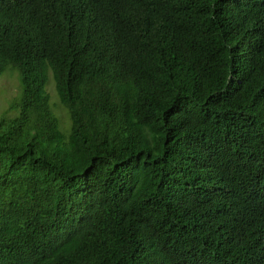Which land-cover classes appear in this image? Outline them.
<instances>
[{
  "label": "trees",
  "instance_id": "obj_1",
  "mask_svg": "<svg viewBox=\"0 0 264 264\" xmlns=\"http://www.w3.org/2000/svg\"><path fill=\"white\" fill-rule=\"evenodd\" d=\"M5 72L0 264H264V0H0Z\"/></svg>",
  "mask_w": 264,
  "mask_h": 264
},
{
  "label": "rangeland",
  "instance_id": "obj_2",
  "mask_svg": "<svg viewBox=\"0 0 264 264\" xmlns=\"http://www.w3.org/2000/svg\"><path fill=\"white\" fill-rule=\"evenodd\" d=\"M46 92L50 98V107L58 119L60 130L64 134H68L70 130V119L67 111L59 104L52 79H50L47 84ZM19 93L20 85L15 72H5L0 76V118L5 114H7V116L12 115V113L8 111V108L10 104L16 100Z\"/></svg>",
  "mask_w": 264,
  "mask_h": 264
}]
</instances>
